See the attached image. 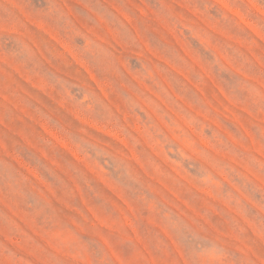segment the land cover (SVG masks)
Wrapping results in <instances>:
<instances>
[{"label":"rangeland","instance_id":"obj_1","mask_svg":"<svg viewBox=\"0 0 264 264\" xmlns=\"http://www.w3.org/2000/svg\"><path fill=\"white\" fill-rule=\"evenodd\" d=\"M0 264H264V0H0Z\"/></svg>","mask_w":264,"mask_h":264}]
</instances>
